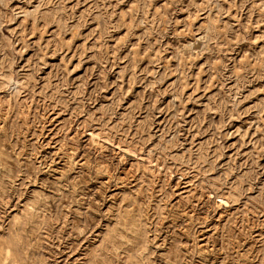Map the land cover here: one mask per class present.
<instances>
[{"label": "rangeland", "instance_id": "374dc122", "mask_svg": "<svg viewBox=\"0 0 264 264\" xmlns=\"http://www.w3.org/2000/svg\"><path fill=\"white\" fill-rule=\"evenodd\" d=\"M0 264H264V0H0Z\"/></svg>", "mask_w": 264, "mask_h": 264}]
</instances>
